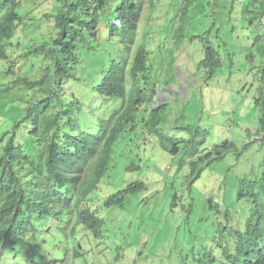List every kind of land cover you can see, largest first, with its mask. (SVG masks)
<instances>
[{
    "label": "trees",
    "instance_id": "trees-1",
    "mask_svg": "<svg viewBox=\"0 0 264 264\" xmlns=\"http://www.w3.org/2000/svg\"><path fill=\"white\" fill-rule=\"evenodd\" d=\"M20 1L1 0L0 60H6V43L23 20L18 13ZM195 1L181 0L176 41L183 39V25L196 7ZM58 3L56 12L47 15L53 19V31L39 45L26 49V54L41 63V70L35 77L17 76L5 84V92L0 91V116L11 110L0 125V229L9 232L12 239L8 242L13 243L27 244L32 235L30 225L40 213H48L46 220L55 221V215L62 214L58 205L76 192L85 197L98 187L111 164L106 127L116 139L134 117L138 96L132 88L127 91L124 76L131 72L135 84L138 73L149 69L146 39L151 38L148 30L153 18H148L142 40H138L144 0ZM251 4L258 5V16L264 22V0ZM203 50L200 64L211 72L221 67L222 56L215 47L206 45ZM252 52V68L257 66L252 70L261 82L257 81L260 92L254 99L259 106L258 125L256 137L241 143L246 152L251 142L259 141L264 154V45L253 47ZM257 59L260 63L254 65ZM68 87L73 89L67 91ZM21 92L24 99L17 100ZM6 97L8 101L3 100ZM233 146V142L224 141L217 148L224 154ZM254 161L212 208L182 221L183 228L193 226L189 235L192 245L182 250L178 264H264V155ZM42 182L51 191L56 187L50 209L37 203ZM127 186L106 198L109 207L122 206L137 192V185ZM78 214L87 225L91 222L89 228L97 237L103 218L86 209ZM205 214L211 221L203 224Z\"/></svg>",
    "mask_w": 264,
    "mask_h": 264
},
{
    "label": "rangeland",
    "instance_id": "rangeland-1",
    "mask_svg": "<svg viewBox=\"0 0 264 264\" xmlns=\"http://www.w3.org/2000/svg\"><path fill=\"white\" fill-rule=\"evenodd\" d=\"M251 1L255 0H196L183 25V39L176 41L181 0H144L139 33L145 32L148 18H153L148 30L153 37L146 39L152 69L149 85L164 92L163 113L150 117L159 121L154 137L141 122L136 131L142 134L127 129L113 145L111 165L97 193L107 198L134 181H143L145 187L131 194L122 206L103 208L104 238L94 239L91 232L85 236L88 243L84 247L91 258L122 253L129 264H169L174 246L188 250L192 245L187 225L177 229L182 215L173 214L190 206L200 214L201 186L210 168L205 169L204 155L223 140L234 143L236 148L212 166L232 189L246 166L263 158L259 141L251 142L246 152L241 143L247 133L255 135L258 125L259 106L254 99L260 92L257 81L261 82L252 70L257 67L252 68V48L264 45V22L258 16V5ZM56 8L58 0L20 1L18 13L23 20L8 43V59L0 60V88L17 76L35 77L41 70V63L25 50L39 45L53 31V19L47 15L54 14ZM206 45L222 56L221 67L212 72L200 64ZM259 63L257 59L254 65ZM9 65L11 74H7ZM21 95L24 92L17 94ZM155 95L154 90L151 101L140 106L139 122L149 118ZM195 159H200L197 174L191 176L190 164ZM209 221L211 217L205 214L203 224Z\"/></svg>",
    "mask_w": 264,
    "mask_h": 264
},
{
    "label": "clouds",
    "instance_id": "clouds-1",
    "mask_svg": "<svg viewBox=\"0 0 264 264\" xmlns=\"http://www.w3.org/2000/svg\"><path fill=\"white\" fill-rule=\"evenodd\" d=\"M1 3L2 2H0V4ZM178 20L180 24L181 21L179 17ZM16 35L17 33L13 37H15ZM150 36L151 38L153 37V35ZM11 39L6 43V52H7L6 60L8 59V47L10 46V44L8 43L11 42ZM138 40L139 41L142 40V34L140 36L139 32H138ZM1 61H5V60H1ZM10 66L11 65H9L8 67ZM150 66L151 64L148 58L147 67L149 69L141 73H138L137 75L138 80L135 84L132 80L131 72L128 75L125 74L124 76V86L127 89V91H129V89L132 88L135 91V96H138L137 102L134 104L133 120L127 124L124 130L126 131L127 129H131L137 136L139 134H142V133H137L136 131V127L141 122L147 126V129L153 135H149L148 133L145 134H148L149 136L152 137L156 135L158 131L159 121L152 120L150 117L152 115H156L160 111V108L165 103L164 92L158 91L156 88H152L149 85L150 73L152 70ZM7 71L8 74L12 73L11 69L10 70L7 69ZM74 72L78 73L76 67ZM5 77H7V75H5ZM66 83L68 84L69 82ZM4 88L5 86L1 87L0 91L5 92L6 90ZM154 90L156 91V95L153 97V101H152L153 104L151 105L150 111L148 113L149 118L145 120L141 119L139 122L137 119L139 108L143 103L151 101L152 93ZM2 94H0V96ZM91 96H93V93L91 94ZM22 98L23 95L21 96L16 95L17 100H21ZM3 100L8 101L9 98L6 97V99ZM10 114H11V110L6 112L4 116H0V120H1L0 125L3 123L4 119H8ZM246 129L248 128H245V130ZM89 133H96V132H89ZM121 134H119V136L116 139L112 138L109 134L108 128L106 127V147L110 151V158L112 157L113 145L120 138ZM255 137L256 136L254 134L247 133L245 142ZM245 139H242L241 141H244ZM182 140L186 141L185 138H183ZM222 142H224V140L216 144L213 148H211L210 151L206 153L203 157V164L205 166V169L208 166L210 168L206 170L205 181L201 186L202 207L199 210L200 211L199 213L204 212L206 207L212 208L214 204L218 201V199L224 197L227 191L232 189V186L226 181V179L218 178L216 170L212 168L215 162L221 161L229 152L235 149V147L233 146V148L229 152L221 154V150H219L217 147ZM160 144L164 146L163 141H161ZM189 155L194 156L195 152H190ZM198 161H200V159L199 160L195 159L190 164L191 176L197 174L195 167ZM82 180L83 178L79 179V182L77 183L78 186L81 185L80 183ZM131 184L137 185L136 191H139L145 187V183L143 181H134L131 182ZM99 185L94 190L87 192L88 194L85 197L79 195V193L76 192L71 199H66V202L64 204L58 205L57 206V208L59 209L58 211L62 212V214L55 215L56 216L55 221L46 220L45 217L50 216L48 213L45 212L40 213L39 219L31 223L30 225L32 235L28 239L27 244L23 242L20 243L18 242L13 243L11 241L8 242V240L12 239L8 236L9 232L7 230L0 229V264H129L127 257L122 253H117L115 255L110 253L109 256L106 257L95 256L94 258H91L89 255H87L88 251L86 250V246L84 247V245L88 243V237H85L87 232H91L92 233L91 236L94 239L97 240L103 239L104 223L101 224L100 230L97 231L96 233L97 237H95L94 232L89 228L91 222H89V224L87 225L78 214V210L86 209L88 212L92 213L95 217L98 216L101 219L103 218L102 216L106 213V211L103 208H109V206L106 203L105 196L97 193L100 189ZM127 187L128 186L122 189H125ZM77 188L80 189L81 187H77ZM55 191H56L55 186L53 191H51L49 187L46 186L44 182H42V189L37 197V203L40 204L45 209H50L51 206L53 205L51 198L55 194ZM94 191H96V194L94 197H92L91 195ZM215 193L216 196L214 198ZM33 199L34 198L32 197V200ZM175 203H176V197L173 198L172 204L174 205ZM43 213L45 215H42ZM192 213H196V210H194L190 206L187 211L173 214V215H182V220L177 225V229L179 231L183 228L182 221ZM187 228L189 229V235H190V230H192L193 226L189 225L187 226ZM79 231H83V232L80 233ZM182 250L184 249L179 248V245L173 247V249L171 250V252L173 253L169 257V264H178V262L181 260ZM70 252L71 254L69 255ZM134 264H137L136 261H134Z\"/></svg>",
    "mask_w": 264,
    "mask_h": 264
},
{
    "label": "bare ground",
    "instance_id": "bare-ground-1",
    "mask_svg": "<svg viewBox=\"0 0 264 264\" xmlns=\"http://www.w3.org/2000/svg\"><path fill=\"white\" fill-rule=\"evenodd\" d=\"M244 180V179H243ZM254 182V181H253ZM246 184V183H245ZM256 186V185H255ZM248 187V186H247Z\"/></svg>",
    "mask_w": 264,
    "mask_h": 264
}]
</instances>
